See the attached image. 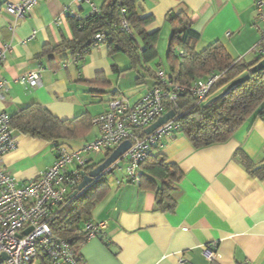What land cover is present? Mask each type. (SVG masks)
<instances>
[{"label":"crops","instance_id":"0c3cea01","mask_svg":"<svg viewBox=\"0 0 264 264\" xmlns=\"http://www.w3.org/2000/svg\"><path fill=\"white\" fill-rule=\"evenodd\" d=\"M18 1L0 0V49H7L0 68V78L7 83L0 111L9 117L37 105L60 121L83 115L91 120L105 112L112 98L125 96L134 105L144 95L133 102L131 97L142 88L147 93L156 87L155 79L139 77L145 74L143 68L129 70L128 58L109 55L104 45L93 49L77 65L67 52L43 53L47 46L72 41L66 19L89 16L87 5H76L72 0H39L27 17L16 22L5 6ZM91 1L99 9L104 2ZM257 1L264 3L137 0L141 18L152 17L145 31L158 35V57L147 68L167 73L171 37L167 16L184 7L200 37V50L219 41L233 59L242 58L243 63L251 64L245 59L259 42ZM262 12L264 16V6ZM58 19L61 25L56 24ZM35 70L41 71L38 88L19 84V79ZM98 136L90 124L88 134L66 141L64 146L80 149ZM14 138L16 147L3 158V166L23 184L53 164L55 151L52 144L41 140L16 133ZM238 150L255 164L264 162V119L244 124L224 144L198 150L182 135L165 138L159 154L182 173L173 214L157 211L155 194L125 182L123 170L109 171L107 194L90 216L91 222L105 223L106 228L79 246L85 264H264V180L251 177L237 163L234 154ZM100 156L104 158L99 155L90 165L100 163ZM119 167L123 169L124 163ZM213 247V257L208 259L203 251Z\"/></svg>","mask_w":264,"mask_h":264},{"label":"trees","instance_id":"16d2710c","mask_svg":"<svg viewBox=\"0 0 264 264\" xmlns=\"http://www.w3.org/2000/svg\"><path fill=\"white\" fill-rule=\"evenodd\" d=\"M121 1L126 8L131 35L120 33L113 27L119 17L116 0H104L98 14H90L85 18L68 16L66 20L72 41L61 46H47L43 53L67 52L73 58L80 53V62L93 50V37L100 34L109 55H125L130 63L129 70L143 68L145 74L139 76L141 79L149 77L156 80V72L147 68L158 57V35L145 31L152 17L141 18L136 7L137 0ZM167 24L171 28V37L166 55V75L172 84L189 89L198 79L220 75L218 83L201 105L196 104L187 90L178 95L174 112L179 130L173 137L182 135L193 149L198 150L224 144L244 124L264 119V70L251 75L250 70L256 63L245 64L233 59L219 41L198 51L200 37L193 30L190 13L185 7L170 13ZM247 75L249 77L245 82L234 86L224 96L205 106L208 100L219 95L233 81ZM171 109L167 106L166 111ZM90 121L86 115L60 121L46 109L33 105L10 116L9 126L18 135L52 144L55 150L66 141L88 134ZM108 156L109 154L105 155L103 160ZM234 159L251 177L264 180V162L255 164L241 150L234 154ZM100 163L86 167L84 172L93 170ZM181 179L182 173L178 167L159 154L156 147L140 166L138 187L155 194L157 211L173 214L177 207L175 195ZM106 194L107 182L104 175L68 200L65 208L53 219L52 232L70 241L73 249L78 252L79 246L87 241L88 232L84 230V226L91 221L93 209Z\"/></svg>","mask_w":264,"mask_h":264},{"label":"built area","instance_id":"2783aa9c","mask_svg":"<svg viewBox=\"0 0 264 264\" xmlns=\"http://www.w3.org/2000/svg\"><path fill=\"white\" fill-rule=\"evenodd\" d=\"M39 0H19L6 4V13L16 22L27 17ZM76 5H87L90 14H98L99 8L91 0H72ZM264 3H255L259 42L252 47L249 54L252 63L258 64L264 59ZM118 21L113 25L120 33L131 35L126 18V8L121 0H116ZM57 25L62 20L56 21ZM230 34H227L228 37ZM103 45L100 34L93 37L92 49ZM7 49H0V68L5 62ZM80 53L72 59L77 65ZM243 62V59H238ZM40 70L31 71L21 79L19 84L36 89L40 86ZM220 75H212L196 80L189 89L172 84L164 70L156 71L157 86L152 88L136 104L131 105L125 96L112 98L107 103L104 113L91 119V124L98 131V138L80 149L69 150L64 145L55 149L53 164L39 173L34 179L19 184L3 166V158L15 147L14 132L9 126L10 117L0 111V264H85L82 257L73 249L70 241L56 236L51 229L53 219L67 205L70 195L76 191L82 181L84 169L99 155L110 154L125 141L130 148L123 159L114 163L109 171L123 170V180L128 184L139 186L140 166L146 161L154 148L162 147L165 138L173 137L179 130L175 117L150 135L144 130L167 113L170 106L174 111L178 95L187 90L197 105L203 104L210 90L218 83ZM7 83L0 78V102L5 100ZM123 162V169L119 164ZM105 223L88 222L84 230L88 232L87 240L101 235ZM30 229L29 232L27 230ZM27 232V233H26ZM215 247L208 248L203 254L212 259ZM5 257L2 260V257Z\"/></svg>","mask_w":264,"mask_h":264},{"label":"water","instance_id":"95a60500","mask_svg":"<svg viewBox=\"0 0 264 264\" xmlns=\"http://www.w3.org/2000/svg\"><path fill=\"white\" fill-rule=\"evenodd\" d=\"M263 70H264V59L262 61H260L258 64H256L254 67L251 68L250 74L253 75V74H256V73L261 72ZM248 77L249 76L247 75V76H244L242 78H239V79L233 81L219 95L208 100L205 103V106L209 105L210 103H212L215 100H218L220 97L224 96L234 86L245 82L248 79ZM174 117H175L174 111L167 112L165 115H163L161 118H159L154 124H152L147 129H145L144 134L145 135L152 134L154 131H156L161 126L165 125L167 122L172 120ZM129 148H130V142L129 141H125V142L121 143L96 168H94L93 170H91L85 174L83 173L81 183L78 185L76 191H74L70 195V198H74L79 193L84 191L97 178L106 175L109 172L110 167L114 163L123 159L125 153L128 151ZM29 231H30V229L27 230V232H29ZM4 258L5 257L3 256L2 260H4Z\"/></svg>","mask_w":264,"mask_h":264},{"label":"rangeland","instance_id":"374dc122","mask_svg":"<svg viewBox=\"0 0 264 264\" xmlns=\"http://www.w3.org/2000/svg\"><path fill=\"white\" fill-rule=\"evenodd\" d=\"M197 50L200 51V47H197ZM160 56H161L162 58H164L163 55L160 54ZM162 60H163V59H162ZM252 60H253V56L250 54V55L248 56V58L245 59V62L252 61ZM145 94H146V93H145V89L142 88V90L140 91V93H138V94L135 95L134 97H131V101L133 102L135 99L139 98L140 96H142V95L145 96ZM144 96H143V97H144ZM97 138H98V137H97ZM97 138H96V139H97ZM96 139L92 140L91 142H89V143H87V144H90V143L94 142ZM85 145H86V144H85ZM94 158H95V157H94ZM99 160H100V161L103 160V157L100 156V157H99Z\"/></svg>","mask_w":264,"mask_h":264}]
</instances>
